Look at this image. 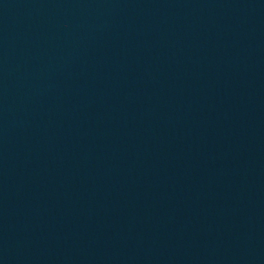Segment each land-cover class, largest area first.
I'll return each mask as SVG.
<instances>
[{
  "label": "water",
  "instance_id": "water-1",
  "mask_svg": "<svg viewBox=\"0 0 264 264\" xmlns=\"http://www.w3.org/2000/svg\"><path fill=\"white\" fill-rule=\"evenodd\" d=\"M0 264H264V0H0Z\"/></svg>",
  "mask_w": 264,
  "mask_h": 264
}]
</instances>
